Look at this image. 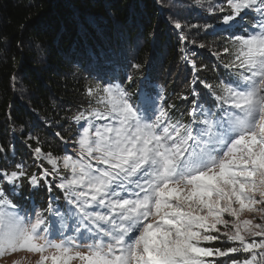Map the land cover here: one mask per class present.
I'll list each match as a JSON object with an SVG mask.
<instances>
[{
  "label": "snow or ice",
  "instance_id": "snow-or-ice-1",
  "mask_svg": "<svg viewBox=\"0 0 264 264\" xmlns=\"http://www.w3.org/2000/svg\"><path fill=\"white\" fill-rule=\"evenodd\" d=\"M227 6V27L249 10L260 19L252 34L234 36L233 59L223 65L232 81H192L208 90L214 107L205 109L193 88L189 122H174L150 93L136 103L120 84L90 87L104 111L74 117L85 121L76 157L36 148L51 171L0 170V181L14 191L23 179L31 187L55 179L62 163L57 187L73 206L77 234L53 239L47 218L22 215L0 186V257L25 251L39 254L35 264H218V258L264 264V0H227ZM45 211L65 219L51 206Z\"/></svg>",
  "mask_w": 264,
  "mask_h": 264
},
{
  "label": "trees",
  "instance_id": "trees-1",
  "mask_svg": "<svg viewBox=\"0 0 264 264\" xmlns=\"http://www.w3.org/2000/svg\"><path fill=\"white\" fill-rule=\"evenodd\" d=\"M227 10V0H0V170L51 171L35 149L60 158L74 147L80 132L74 117L89 108L86 90L103 86V76L126 87L136 103L145 93L160 98L174 122H189L193 88L205 109L214 107L208 90L192 81H232L223 65L233 59L234 36L255 24L245 12L224 28ZM48 178L39 187L27 179L14 191L0 186L21 209L46 214L54 206L66 216L70 205L58 177Z\"/></svg>",
  "mask_w": 264,
  "mask_h": 264
},
{
  "label": "rangeland",
  "instance_id": "rangeland-1",
  "mask_svg": "<svg viewBox=\"0 0 264 264\" xmlns=\"http://www.w3.org/2000/svg\"><path fill=\"white\" fill-rule=\"evenodd\" d=\"M216 5H220V3L216 2ZM247 13H252L253 17H255V20H254L255 24L259 21L260 14L255 12V10H249V11H247ZM226 14H224V15H226ZM221 25H222V27L227 28V26H225L223 24V17H222V20H221ZM253 31H254V28L252 27V29L249 31V34H252ZM111 72H113V70ZM100 82H102L103 85L108 84L107 80H104V76L101 78ZM118 84H120V83H118ZM124 88L126 89V87H124ZM126 91H128V90L126 89ZM141 97H142V95H141ZM156 100L158 101L157 107H162L163 104H161V99L157 98ZM137 103H139V100L137 101ZM88 106H89V108L84 112L85 116H88V113L91 110L104 111V106L97 104L94 101V99H92V103H90ZM89 119H92V117H89ZM95 123L97 125H99L101 123H108V121L96 120ZM81 124H85V121L81 120L79 122L80 131H81ZM77 150H78V145L75 144L74 147L70 148V151L68 153H66L65 155H73L74 157H76L77 156ZM41 158H42V156H41ZM60 158H62V157H60ZM44 161L49 163L46 160H44ZM93 163L95 164L96 162L93 161ZM49 165H50V168L52 169V166H51L50 163H49ZM62 172H64V170H63L62 163H61L60 172L58 173V176H56V177H58L57 181H59V183H60V177L65 175V173L62 174ZM48 180H49V178H48ZM3 182L7 183L6 181H3ZM7 185L10 187V184L7 183ZM70 206H71L70 211H69L68 214H66V216H64L65 219H64L63 222L61 221L60 216L55 215L54 212H47L46 214H44V212L40 211L38 208H35V207H29V209H21L20 208V211H21L22 215L24 213H27L29 216H33L34 217L35 213H42L45 217H48L49 218L48 219V221H49V230L52 233V238L58 240L59 238H61V236H60L61 232H63L64 236H75V235H77L74 232V229L76 227V220H75V218H69V217H71V213H72V210H73V206L72 205H70ZM51 208L53 210L58 209V208H56L54 206L51 207ZM91 210L92 209L89 208V211H91ZM100 210H102V209H100ZM245 216H246V218H252V214L246 213ZM254 222L259 223L261 221L259 220L258 217H256ZM64 225H66V226H64ZM257 239H259V238H257ZM90 242L91 241H89V240H84L83 241V243H90ZM77 243L79 244V243H81V241L79 239H77ZM218 244H219V242H217L216 245H218ZM240 254L241 255H244V254L247 255L246 257H243L242 260L245 259V258H249V254H247V253H240ZM38 258H39V254H32V253H28V252H25V251H21V252L15 253V254H6L3 257H0V264H13L14 261L17 262V264H35V261ZM220 259L221 258H218V260H220ZM223 260H224V264H227V259L223 258ZM74 264H78V262H74Z\"/></svg>",
  "mask_w": 264,
  "mask_h": 264
}]
</instances>
